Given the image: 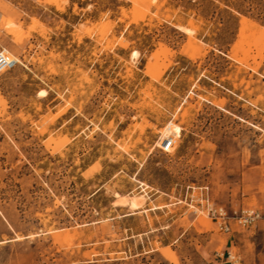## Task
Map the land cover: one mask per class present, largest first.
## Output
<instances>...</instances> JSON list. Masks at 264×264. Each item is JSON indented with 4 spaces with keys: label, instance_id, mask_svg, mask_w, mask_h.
<instances>
[{
    "label": "rangeland",
    "instance_id": "rangeland-1",
    "mask_svg": "<svg viewBox=\"0 0 264 264\" xmlns=\"http://www.w3.org/2000/svg\"><path fill=\"white\" fill-rule=\"evenodd\" d=\"M154 1L0 0L20 62L0 75V264H218L237 237L264 251V220H234L264 210V0Z\"/></svg>",
    "mask_w": 264,
    "mask_h": 264
},
{
    "label": "built area",
    "instance_id": "built-area-1",
    "mask_svg": "<svg viewBox=\"0 0 264 264\" xmlns=\"http://www.w3.org/2000/svg\"><path fill=\"white\" fill-rule=\"evenodd\" d=\"M19 63L20 62L11 52L4 48H0V75L14 69ZM175 144V138L169 136L162 141L160 148L164 152H170L169 150L173 148ZM205 189L206 196L204 197V200L206 201V209L208 210L209 215L218 219L220 228L225 231H230L231 226L227 221V211L223 206L211 202L207 193V187H205ZM234 220L235 223L243 229L256 227L260 220H264V210L255 207L242 208L239 214L234 217ZM227 259L230 264H242L241 257L237 254H232L231 251H228Z\"/></svg>",
    "mask_w": 264,
    "mask_h": 264
},
{
    "label": "bare ground",
    "instance_id": "bare-ground-1",
    "mask_svg": "<svg viewBox=\"0 0 264 264\" xmlns=\"http://www.w3.org/2000/svg\"><path fill=\"white\" fill-rule=\"evenodd\" d=\"M46 2H49V3H52V4H58L57 3V1L58 0H45ZM133 1V0H132ZM136 1H138V0H136ZM140 1V0H139ZM154 1V0H153ZM155 2V1H154ZM34 17V16H33ZM6 20H7V18H6ZM7 24L8 25H13L14 24V20L13 19H8L7 20ZM7 25V26H8ZM43 24H42V21H40L38 18H34V27L36 28V27H38V26H42ZM180 28L181 29H183V31L185 30L186 32H191L192 33V31H191V29L189 28V27H184V26H180ZM11 29V28H10ZM192 30H193V27H192ZM10 31V30H9ZM16 31H18L17 29H16ZM44 32H45V30H44ZM12 33V32H11ZM16 33V32H15ZM46 33V32H45ZM14 35V34H13ZM15 38V37H14ZM13 38V39H14ZM5 50H7V49H5ZM39 94H40V96L42 95V96H46L47 95V91L46 90H40L39 91ZM216 101V100H215ZM214 103V102H213ZM218 103V102H217ZM216 103V104H217ZM5 105L6 104V100H5V98L1 95V93H0V105ZM194 105V104H193ZM4 107V106H3ZM1 109V108H0ZM172 128H175V126H171ZM168 131H170V130H168L167 129V132ZM167 134V133H166ZM162 138V137H161ZM163 138H166V137H163ZM160 146H161V144H162V142H159L158 143ZM117 196H118V198L116 199V201H115V203H117V204H125L126 202H127V200L125 199V196L124 195H121V193L119 194V193H117ZM141 203H142V201L139 199V198H137V197H133L130 201H129V204L132 206V207H139L140 205H141ZM59 236V235H58ZM57 236V237H58ZM86 255V254H85Z\"/></svg>",
    "mask_w": 264,
    "mask_h": 264
},
{
    "label": "crops",
    "instance_id": "crops-1",
    "mask_svg": "<svg viewBox=\"0 0 264 264\" xmlns=\"http://www.w3.org/2000/svg\"><path fill=\"white\" fill-rule=\"evenodd\" d=\"M47 95H48V92H47ZM237 238L242 239V237H237ZM237 238L234 239V245L239 247L240 256L242 257V264H264V251L263 250H260L257 248L255 249L250 248L247 245L246 241L244 242L245 244L242 245L239 241H237ZM216 263L230 264L229 260L226 257L217 259Z\"/></svg>",
    "mask_w": 264,
    "mask_h": 264
},
{
    "label": "trees",
    "instance_id": "trees-1",
    "mask_svg": "<svg viewBox=\"0 0 264 264\" xmlns=\"http://www.w3.org/2000/svg\"><path fill=\"white\" fill-rule=\"evenodd\" d=\"M248 22V21H247Z\"/></svg>",
    "mask_w": 264,
    "mask_h": 264
}]
</instances>
